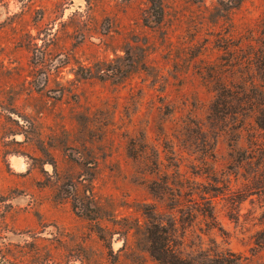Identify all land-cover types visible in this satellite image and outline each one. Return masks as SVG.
Wrapping results in <instances>:
<instances>
[{
  "label": "rangeland",
  "instance_id": "obj_1",
  "mask_svg": "<svg viewBox=\"0 0 264 264\" xmlns=\"http://www.w3.org/2000/svg\"><path fill=\"white\" fill-rule=\"evenodd\" d=\"M0 264H264V0H0Z\"/></svg>",
  "mask_w": 264,
  "mask_h": 264
}]
</instances>
